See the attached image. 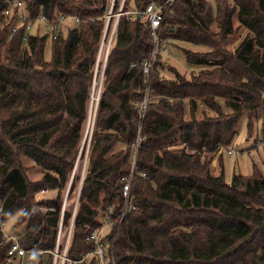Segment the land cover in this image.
Masks as SVG:
<instances>
[{
  "label": "trees",
  "instance_id": "1",
  "mask_svg": "<svg viewBox=\"0 0 264 264\" xmlns=\"http://www.w3.org/2000/svg\"><path fill=\"white\" fill-rule=\"evenodd\" d=\"M213 1L219 40L209 36L208 0H174L161 23L162 40L212 47L181 48L188 72L156 55L146 75L142 62L153 46L148 23L119 15L66 249L73 259L89 253L63 264H98L87 235L117 215L122 176L130 171L133 206L101 233L115 264H264V172L253 162L249 175L235 172L227 181L210 164L243 115L248 133L254 119L264 123V0ZM23 2L30 15L41 11L52 20L63 10L78 16L68 17L71 23L66 18L53 38L40 24L23 38L24 22L12 31L16 16L5 15L0 0V217L14 215L7 230L19 234L21 245L45 250L28 264H51L47 249L55 246L61 193L81 139L107 1ZM233 14L247 32L232 50L221 51L215 45L222 47L235 29ZM199 103L211 113L198 116ZM42 187L49 194L36 197ZM62 215L68 223L71 212L62 209ZM9 243L0 229V264H12Z\"/></svg>",
  "mask_w": 264,
  "mask_h": 264
},
{
  "label": "rangeland",
  "instance_id": "2",
  "mask_svg": "<svg viewBox=\"0 0 264 264\" xmlns=\"http://www.w3.org/2000/svg\"><path fill=\"white\" fill-rule=\"evenodd\" d=\"M106 10L104 15V24L102 28L101 37L103 38V44H101V37L95 52L94 61L92 64V76L90 81V87H89V99L87 104V112L86 117L83 122L82 126V134L81 139L79 142L78 150L75 155V158L73 160V164L71 166V169L68 172L66 183L63 187L62 193H61V208L66 211L71 212L74 215V211L77 204V199L79 195V185L81 178L83 176V173L85 171L86 167V160L88 156V150H89V142L91 137V132L95 120V114L97 109V102L100 98L101 92H102V84H103V70L106 62V55L108 54V51L106 52V46L107 41L110 37V43L112 41V27L114 24V20L116 19L115 12L118 11L120 8L119 6L123 5V3L127 0H113V4H111V0H106ZM117 5L114 3L117 2ZM212 5H210V14H211V22L209 24V36L214 38L215 40H219L217 36H215V33L218 31V13L216 12L214 1L208 0ZM230 1V0H229ZM129 6L133 7L132 0H129ZM128 6V7H129ZM110 9V10H109ZM169 9V8H168ZM167 9V10H168ZM111 12L112 14L108 15V12ZM167 12V11H166ZM66 22L71 23L70 19H66ZM232 24L235 27L233 32L227 36L225 43L222 45L218 43L215 45L221 51L227 50L230 51L234 48V46L237 44V42L240 40V38L247 32V29L244 28L242 25H240L236 19V15H232ZM34 30V27L32 26V29ZM41 31H45V27L41 26ZM104 32V34H103ZM50 38L48 37L45 45H44V58L49 59L50 57ZM218 42V41H217ZM153 43V42H152ZM186 47L192 50L196 51H207L212 49L207 44L202 43H195L191 41L181 40V39H173V40H162L160 39L157 49L158 52L156 55L160 56L162 59L166 60L167 63L170 65L175 66L179 70L188 72V69L192 66L190 64H187L181 48ZM106 52V53H105ZM156 57V56H155ZM191 66V67H190ZM194 67V66H193ZM196 69V68H195ZM190 70V69H189ZM149 80V76H148ZM147 80V81H148ZM147 87L145 88V93H143V98L146 100L147 96ZM91 96L94 97L93 100V106L91 110V124L89 129L86 131L87 124L86 120L88 117L89 107H90V99ZM222 105L224 106L223 98L220 96L215 97ZM96 100V101H95ZM187 101V98H185V102ZM185 106L187 108V104L185 103ZM144 107H142L143 110ZM207 111L208 113H211L210 109L207 107L204 103H199L197 105V115H201L202 111ZM187 113V110H185ZM246 116L243 115L240 119L239 125L237 127V131L231 141L226 144L225 146L220 145L218 148H216L212 152V158L210 159V164L214 167L222 168L224 179L227 181H230L231 176L233 173H242L245 175H249L252 172V163L254 162L257 166V168L264 172V135L261 132V127L264 131V123L261 122V118L254 119V125L252 128V131L250 133L247 132V125H246ZM231 149V152H228L227 149ZM34 175V171H30V176ZM48 191V190H47ZM47 191L40 192L37 191L35 193L36 197H40L43 195H48L49 192ZM54 194V192H53ZM52 194V195H53ZM71 216L68 219V223L63 224V215L61 217L59 229V247H58V253L56 257L53 259L55 260V264H60L64 246L66 243L68 244L69 239V232L71 228ZM14 215H12L10 218H8L5 221V228L10 227L11 223L13 222ZM24 223H18L15 224L13 227L14 231H19L22 229ZM40 253V252H39ZM38 252L30 253L25 256H23L21 259L12 260V264H28L27 259L31 258L33 259V262H36L38 260ZM43 254V252H41ZM43 256H45L43 254ZM52 264V262H51Z\"/></svg>",
  "mask_w": 264,
  "mask_h": 264
},
{
  "label": "built area",
  "instance_id": "3",
  "mask_svg": "<svg viewBox=\"0 0 264 264\" xmlns=\"http://www.w3.org/2000/svg\"><path fill=\"white\" fill-rule=\"evenodd\" d=\"M3 1L5 4L2 7V12L8 16H12L13 14H15L16 16L15 22L11 26V30L12 31L15 30L20 22H24L23 38L26 37L27 33L30 31V29L34 24H38V25L40 24V26L43 25L45 29L49 31L50 38H53L61 30L63 22L65 21L66 18L72 17L75 20L78 19V16L75 13L59 10L56 18L50 20L41 11L34 15H30L25 8V4L23 0H3ZM173 1L174 0H148L141 7L129 6L126 8H124V6L121 3V5L119 6L120 8L118 9L117 12H115L116 19L114 20L112 31H114L117 19L120 14H124L126 17H132L134 15H137L141 18L146 19L148 23V28L151 34L153 46L149 58L142 62L143 72L146 75L149 74L154 58L158 52L157 45L161 39L159 36L161 23L163 21L167 9L170 7ZM111 4H113V0H111ZM110 14L112 13L109 11L108 15ZM101 44H103L102 37H101ZM109 47H110V37L107 41L106 52L109 50ZM227 151L231 152V149L228 148ZM131 172L132 171H130L127 175L122 176L123 182L121 185V192L123 196V201L121 205L118 207L117 215H115L113 218H106L102 224L90 229L87 235V238L92 239L95 243V247L94 249L91 250V252L97 256L98 264H115L112 254L109 253L107 256L105 242L101 240V233L107 229V227L113 220H120V218L123 216V214L125 213L126 209L129 206H133L129 201V187H130V180L132 175ZM47 190H48L47 187H42L39 189L40 192H44ZM108 208L110 209L109 206ZM0 211H1V204H0ZM61 217H62V208H61L58 227L60 225ZM72 218H73V214L71 216V220ZM5 221L6 219L0 217L1 235L3 238H10V243L6 249V255L8 256L9 259L17 260V259H21L23 256L30 253L45 251L44 249L35 250L33 248H26L23 245H21L19 242V234L17 232L7 230V228H5ZM58 227H57L55 246L52 249H47V251L52 253L53 259L56 257L57 254H59L58 247L60 240L59 238L60 229ZM66 249H67V243L64 246V251L60 264H63L64 261H68L70 263L76 262L84 258L89 253L88 251H86L80 258L73 259L67 255ZM106 258H108V261ZM53 259H52V264H55V260Z\"/></svg>",
  "mask_w": 264,
  "mask_h": 264
},
{
  "label": "bare ground",
  "instance_id": "4",
  "mask_svg": "<svg viewBox=\"0 0 264 264\" xmlns=\"http://www.w3.org/2000/svg\"><path fill=\"white\" fill-rule=\"evenodd\" d=\"M93 100H94V97L91 96V99H90V107H89V112H88V117H87V120H86V124H87V128H86V131L89 129L90 127V124H91V110L93 109L92 106H93ZM96 101V100H95Z\"/></svg>",
  "mask_w": 264,
  "mask_h": 264
}]
</instances>
